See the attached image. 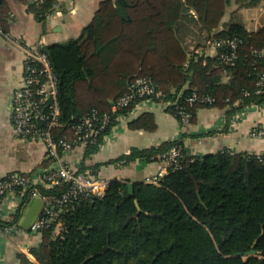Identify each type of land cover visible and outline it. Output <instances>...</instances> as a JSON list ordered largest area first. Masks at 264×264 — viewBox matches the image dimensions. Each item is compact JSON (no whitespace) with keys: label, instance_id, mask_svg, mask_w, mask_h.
<instances>
[{"label":"trees","instance_id":"16d2710c","mask_svg":"<svg viewBox=\"0 0 264 264\" xmlns=\"http://www.w3.org/2000/svg\"><path fill=\"white\" fill-rule=\"evenodd\" d=\"M261 1L250 0V5ZM231 2L102 1L80 40L43 47L59 81L61 122L55 136H71L72 127L93 111L108 115L111 122L99 144L86 147L84 157L97 153L118 121L140 103L112 111L111 102L129 93L139 78H147L162 93L161 101L170 114L175 116L176 105L186 107L192 114L191 123L203 108L224 110L230 120L248 106L264 105V93L257 94L264 57L253 54L264 49V26L250 32L240 22H232L220 30ZM54 3L28 0L42 22ZM4 5L0 0L2 12H6ZM4 18L0 17V24ZM192 21L212 40H239L235 63L222 59L221 54L230 53L227 47L216 56L200 53L198 48L189 52L182 30ZM193 93L210 96L214 103L190 108L186 101ZM131 128L154 131V116L141 115ZM176 146L182 152L179 163L168 169L158 185L136 182L131 191L128 181L113 180L103 197L82 195L55 208L58 220L39 233L42 242L29 250L35 261L19 254L18 263L264 264L263 155L223 150L193 156L181 137L159 147L134 148L105 165L162 161ZM47 161L46 168L54 162ZM101 166L82 164L78 170L95 176L89 170ZM33 188L11 221L0 219L1 225H19ZM68 189V184L39 188L42 195L53 197ZM59 223L61 231L56 235ZM253 250L255 254L249 255Z\"/></svg>","mask_w":264,"mask_h":264},{"label":"crops","instance_id":"0c3cea01","mask_svg":"<svg viewBox=\"0 0 264 264\" xmlns=\"http://www.w3.org/2000/svg\"><path fill=\"white\" fill-rule=\"evenodd\" d=\"M3 1L6 12L0 11V17H5V23L0 24V176L10 173L40 175L48 165L46 148L40 142L33 143L20 139L13 129L10 115L13 92L21 85L23 79L25 50L36 45L48 47L80 40L104 0H76L73 5L62 4L61 8L52 16H48L44 22L29 8L28 0ZM263 2L264 0L258 5H247L246 11L249 14L241 17L239 21L232 20L230 23L240 22L248 31H257L264 26V14L259 13V10L264 11L261 6ZM2 10L5 11L3 7ZM222 26L223 23L220 30L226 28ZM196 27L200 29L199 26ZM201 31L206 34V31ZM210 53L213 52L210 50ZM258 106L249 109L242 119L235 118L239 112L237 111L230 120L224 110L199 109L196 121L187 129H183L179 120L167 111L164 104L140 103L131 113L118 121L97 153L85 159L84 150L78 148L66 153L63 160L74 167L82 164L88 168L102 165L96 170L90 169L89 172L109 181H128L134 184L156 176L164 168V163L137 161L130 164L124 162L105 164L130 154L134 148L143 150L159 147L165 142L181 137L186 150L193 156H204L223 150L261 155L264 154V138L253 135L256 129L264 130V105ZM143 114L154 116L156 124L154 131L131 128V123L137 121ZM20 207L19 200L6 201L2 209L4 220L11 221ZM27 209L28 207L19 222L22 232L0 240V264H19V254H25L31 261H35L29 250L39 246L42 236L30 233L24 228L23 219L26 218Z\"/></svg>","mask_w":264,"mask_h":264},{"label":"built area","instance_id":"2783aa9c","mask_svg":"<svg viewBox=\"0 0 264 264\" xmlns=\"http://www.w3.org/2000/svg\"><path fill=\"white\" fill-rule=\"evenodd\" d=\"M32 1L36 2L38 0ZM75 1L55 0L48 16H52L56 10L61 8L62 4L73 5ZM211 41L209 47L213 53L207 55L216 56L219 51L227 47L230 53L221 54V57L227 63H235L238 58L237 48L240 44L239 40L221 39ZM253 54L256 57H264V49L260 51L254 50ZM258 87L257 94L264 93V74L260 77ZM58 93V77L54 73L48 54L43 51L41 45L27 47L25 50L22 83L14 90L12 97L10 113L12 125L20 139L44 144L48 158L54 162L50 167L43 169L40 175L34 173L27 175L10 173L0 176V219L4 220L2 209L6 201L11 199L14 201L19 200L20 204L23 205L28 189L34 187L28 197L29 204L35 199H40L44 204L41 214L30 230V233L35 234L41 233L42 230L50 227L58 220L59 214L55 208L65 207L82 195L103 197L111 184L109 180L81 173L78 167H74L63 160V156L68 152L78 148L84 150L89 145H98L101 134L109 126L111 118L108 115L100 116L96 111H93L72 127L71 136L65 134L57 138L54 130L60 127L61 122ZM161 97L162 93L156 89L150 80L139 78L132 83L129 93L112 102V111L117 113L138 100V103L142 104L149 102L164 104L161 101ZM186 102L192 108L197 104H213L214 99L207 95L193 93ZM164 105L166 108L168 107V105ZM258 107V105L246 107L240 110L235 118L242 119L246 116L249 109ZM174 113L183 129H187L191 125L192 114L186 107L176 105ZM253 135L264 138V130L256 129ZM181 154L179 146L173 147L162 160L165 165L164 168L156 176L147 178L145 182L158 185L168 173V169L178 165ZM261 155L264 156V154ZM261 155H258L259 158H261ZM62 184H68L69 189L60 197L42 195L39 190L40 187L53 189ZM61 226V223L57 225L56 235L60 233ZM21 232L22 229L17 224L4 226L0 224V240L7 239Z\"/></svg>","mask_w":264,"mask_h":264},{"label":"rangeland","instance_id":"374dc122","mask_svg":"<svg viewBox=\"0 0 264 264\" xmlns=\"http://www.w3.org/2000/svg\"><path fill=\"white\" fill-rule=\"evenodd\" d=\"M247 5H250V0H232L230 6L227 9V15L225 16V18L223 20V26L222 27H225L232 20L233 21H239V20H241L240 19L241 17L248 15L249 12L246 11ZM261 6H262V11H263L264 10V2L262 3ZM263 12H261L259 10V13L262 15L264 14ZM188 20L191 21L192 18L188 16ZM263 22H264V19H263ZM187 24H190L191 27L189 26L188 28H186V30H182V35L184 34L183 42L186 45V47L188 48L189 52L194 51V49L198 48L199 49L198 52H200V53L204 52L205 54H209L210 53L209 43L212 42L211 41L212 38L210 39L207 32L204 35V32L202 33V31H201L202 29L201 28H200L201 30L198 29L196 27L198 25L193 23V21L186 23V25Z\"/></svg>","mask_w":264,"mask_h":264},{"label":"water","instance_id":"95a60500","mask_svg":"<svg viewBox=\"0 0 264 264\" xmlns=\"http://www.w3.org/2000/svg\"><path fill=\"white\" fill-rule=\"evenodd\" d=\"M133 188H134V184L131 183L130 184L131 191H133ZM43 206L44 204L40 199H35L29 204L28 209L25 213L26 218L23 219L24 228H26L29 231L31 230L32 225L34 224V222L37 220V218L41 214ZM39 207L41 208L40 211H39ZM254 254H255L254 250L249 253V255L251 256H253Z\"/></svg>","mask_w":264,"mask_h":264}]
</instances>
